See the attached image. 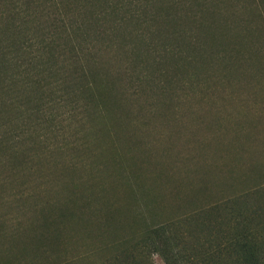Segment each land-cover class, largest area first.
Masks as SVG:
<instances>
[{
	"label": "rangeland",
	"instance_id": "1",
	"mask_svg": "<svg viewBox=\"0 0 264 264\" xmlns=\"http://www.w3.org/2000/svg\"><path fill=\"white\" fill-rule=\"evenodd\" d=\"M244 5L238 20L225 6L213 37L203 32V53L182 43L185 57L159 66L140 43L134 75L113 62V113L64 122L62 138L51 132L50 88L0 79V264H166L136 240L127 254L115 246L264 179V32ZM219 50L231 58L211 57ZM143 202L156 206L147 223L135 216ZM91 204L107 221L97 223ZM186 230L181 242L199 249L194 238L206 233Z\"/></svg>",
	"mask_w": 264,
	"mask_h": 264
},
{
	"label": "trees",
	"instance_id": "2",
	"mask_svg": "<svg viewBox=\"0 0 264 264\" xmlns=\"http://www.w3.org/2000/svg\"><path fill=\"white\" fill-rule=\"evenodd\" d=\"M244 1L0 0V79L7 75L9 88L26 92L50 88L51 132L62 138L64 122L73 126L93 120V112L113 113L112 86L121 74L113 62L128 64L122 73L134 75L129 57L138 55L140 43L159 66L167 59L184 58L185 45L203 53V32L206 39L213 37L211 31L226 5H231V17L238 20L247 8ZM249 1L264 32V0ZM227 22L222 21L229 27L234 21ZM219 51L211 57L231 58L226 50ZM139 78L150 80L148 75ZM39 111L40 107L34 115ZM63 148L55 145L54 150ZM232 193L202 201L180 219L160 226L147 223L156 206L138 204L135 216L146 226L134 230L132 240L121 249L114 246L127 254L136 240L137 247L160 255L166 264H195L201 252V264H264V179ZM93 207L87 209L99 219L97 223L107 221L108 212ZM184 225L196 230L190 232ZM182 230L206 233L191 237L196 241L193 247L199 249L181 242Z\"/></svg>",
	"mask_w": 264,
	"mask_h": 264
}]
</instances>
